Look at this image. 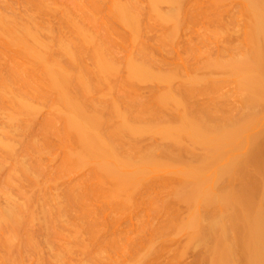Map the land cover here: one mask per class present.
Masks as SVG:
<instances>
[{
    "label": "rangeland",
    "instance_id": "obj_1",
    "mask_svg": "<svg viewBox=\"0 0 264 264\" xmlns=\"http://www.w3.org/2000/svg\"><path fill=\"white\" fill-rule=\"evenodd\" d=\"M15 1L17 0H7L8 3L13 4V10L20 15L18 21L25 22L29 19V24L36 21L35 26L40 29L36 28L39 30L38 32L41 31V35H52L51 37L47 35L49 39L58 36L57 33L60 37L70 36L68 28L70 26L66 27V25H69L68 23L73 20L91 28V33L106 37L104 40L109 39L111 44L108 45L107 41L106 43L98 36L107 44L108 56L115 61L116 69L108 77L103 78L100 73L96 72L95 63L89 46H87L81 52L78 66L74 72L75 70L82 71L86 75L91 90L80 98L84 101L88 111H93L96 108L101 111L104 120V134H109L119 122L117 116L109 115L113 103L117 104L120 110L130 117L131 123H141L137 120L140 118L143 123L145 122V125L150 127L142 132L120 133L115 138V143H118V151L120 153L128 152L132 162L140 161L153 154L155 158L164 161L166 166L156 169L150 179L142 181L136 188L131 189L132 196L126 201H122V196H113L110 201H106V196L110 195L107 191L112 190L113 184L109 179L99 176V168L95 162L83 165L72 164L67 161L66 155H64L66 149L71 145L62 144L59 137L51 131L52 138L50 135L47 136L48 138L46 137L47 139L51 138L49 139L51 144H48L47 139L43 136L44 132L43 134L41 132L43 127H40L42 119L51 115L47 112L52 113L49 109L55 101L50 100L51 102L46 103L52 104L49 107L46 103V106L43 104L44 107L34 118L32 126L30 125L32 133L35 130L40 131V134L34 133L38 136L33 135L32 137L35 140L38 137V143L44 141L43 144L45 145L47 142L46 146L48 145L44 149L41 147L43 149L41 151L33 152V157L31 156L32 150H29L30 145L27 146V144H31L29 142H32L30 137L32 133H30L31 130H28L30 127L26 126L25 129L23 127L24 131L28 128L26 131L28 134L25 133L28 136L24 135V132L21 135L22 131L20 130L5 131L11 136L14 132L13 136L17 141L15 143H18V140L21 142H19L21 145H15L17 147L13 152L16 151V148L20 149L23 146V148L27 146L29 149L27 147L26 150L24 149L25 151L23 148L20 149L21 151L18 149L19 151L11 154L12 156L16 154L18 158L21 157L22 161L18 158L14 159V156L11 158L6 156L7 158H3L2 161L0 158V202H2L0 205H5L3 198L9 195L5 193L6 189L10 190L11 194L13 190L12 196L19 200L28 201L27 197L30 195L31 197L32 195L39 196L38 198L48 196L47 199L50 205L52 204L51 207L54 208H51V211H58L55 215L57 217H53L61 237H54L57 242L54 241V246L52 245L49 250L52 252L49 254L51 264H210L209 247L212 245V241L201 243L198 240V234L190 228L183 227L182 224L193 211L198 212L203 223H206L211 217L209 216L211 209L200 204L193 206L177 197L176 189L180 185V177L173 170L176 165L200 164L203 159H206L205 148L185 136L184 132L178 141H173L152 127L172 126L181 130L179 124L182 113L203 118L208 123L214 124L215 120L208 118V113L215 115L216 119L221 122L228 117L238 120L242 114L249 110L239 83L241 73L230 72V68H213L207 64L209 61L217 59L230 60L232 63L249 50L251 43L248 42V32L253 21L247 10L249 2L246 0H225L224 3H221L218 0H213L211 3V0H191L188 9L191 12L192 7H196L195 21L192 22L190 19L185 20L184 18L185 21L182 20L178 34L174 37H167L170 35H167L166 25L158 23L152 13L148 14L149 0H136L140 4L139 6L136 3L141 10L142 26L140 34L133 40L134 42H131L129 28L118 24V22L115 29L108 27L112 25L109 20L112 18L104 13L106 12L104 9L110 0H101L102 2L100 1L99 4L92 3V0H42L41 10L24 2L20 10L18 9L19 4ZM0 2L4 3L3 0ZM161 7L162 10H165L168 8V4L163 3ZM43 9L46 10V13L41 12ZM99 38L96 39L101 42L98 40ZM168 38L169 40H167ZM170 38L172 39L170 40ZM56 40L58 39L56 38ZM53 45H55L54 42ZM140 46L146 49L147 55L150 54L148 56L151 57V68L159 74L166 75L167 79L156 77L137 79L129 76L127 62L131 57L136 56ZM54 47L56 48L57 45L52 47L53 50H55ZM8 56L0 55V78L12 67H18L15 60L9 56L10 60ZM27 58L26 61L30 60L29 64L26 62L27 68L24 63L21 67H25L28 73H32L31 70L38 72L40 69L37 71L36 63ZM32 63L35 64L32 65ZM0 81L2 82V79ZM15 92L17 93L18 90ZM11 93L8 94L11 95ZM50 93L52 96L53 93ZM168 93L174 94L178 98V102L165 104L160 102V98ZM6 99L8 98H5V101L3 99L4 103ZM6 104L8 103H5L4 106ZM9 108L11 109V107ZM3 109L0 107V118H2L0 126L1 124L4 126L5 119L3 120V118L6 117L7 121L10 120L6 116L8 111L5 112ZM251 116L254 123L246 130L242 142L243 158L246 160L245 171L237 169L233 173H229L216 185V189H220L225 184H228L234 191L246 188L253 193V196L249 197L259 203L264 210V189L254 183V180H257L264 184V98L253 108ZM57 118L59 119L55 126L60 128L62 120L60 117ZM7 121L4 123L10 125L11 123ZM10 121L13 122L12 119ZM6 125L4 128L2 127L5 130L10 127ZM26 137H29L31 141L22 146L26 143ZM72 146L71 149H74L75 145ZM27 150H29L30 156ZM1 151L2 149H0V156H2ZM22 152L24 153L22 154ZM31 157L38 160L39 169L35 172L29 171L28 174H19L22 172L15 169L17 164H21L23 159H26L27 162ZM4 159L6 160L3 161ZM17 159L20 162L13 164ZM11 164L15 167H12ZM11 168L18 173L15 174V172L13 176ZM71 189L72 192L73 190L75 193L78 192L77 194L73 192L75 195L80 196L77 202L69 203L66 200L65 194ZM39 200V204H45L42 197ZM63 206H65V210L60 214L59 209ZM55 212L52 213L55 214ZM37 213L41 215L39 210ZM37 213H34L35 216ZM36 221H34L36 226H39V222L43 223L41 218ZM65 225L68 228L64 227ZM76 228L79 232L75 231ZM231 233H233L232 230ZM74 236L79 237L82 242L74 244L73 242L78 239ZM67 238L70 242L66 241ZM57 245H61L60 250L65 252L60 254L61 256L59 253H57L59 256L56 254L59 251ZM40 250V252L37 251L39 256L36 254V258L39 259L37 258L36 261L41 260L42 255H45L44 252L42 254L41 247Z\"/></svg>",
    "mask_w": 264,
    "mask_h": 264
},
{
    "label": "bare ground",
    "instance_id": "obj_2",
    "mask_svg": "<svg viewBox=\"0 0 264 264\" xmlns=\"http://www.w3.org/2000/svg\"><path fill=\"white\" fill-rule=\"evenodd\" d=\"M3 1L5 4L0 2V55H9L15 60L18 67H12L8 73L6 72L7 75L5 73L0 78V80L2 79V82L0 81V99L5 96L3 98L4 101L5 98H10L9 100L6 99L5 103H11L4 106L5 103L2 99L0 107L4 108L5 112L8 111L6 116L10 120H13L11 122L8 119L11 124L9 125L8 123L7 125L11 129H9L10 127H6L7 129L5 130L3 128L6 125L5 121L7 119L4 116L3 120L5 119V123L2 121L4 126L2 124L0 126L1 128L3 127L0 130H4L3 132L0 131V149H2L1 152L4 154L1 153V161L3 158H7L6 156H10L9 158H11V154L16 153V151L24 147L23 145L31 141L29 137H26V143L24 141V144H22L23 147L18 148L19 150L16 148V151L13 152L15 147H17L15 145L19 144L20 141L18 140V143H15L17 141L12 131L20 130L22 131L21 135L24 132V135L28 136V132L26 131L30 127L28 130H31L29 132L32 133V122L40 110H42L41 108L46 106V102L50 100L53 102L55 100L53 104L51 103L53 106H50L51 108L49 109L54 113L47 112L52 116L47 117L45 115L47 118L42 119V126L40 125V127H43V131H41L42 134L44 132L43 136L46 138L48 135H52L51 131L59 137L62 144L71 145L63 153L66 155L67 161H70L72 164L83 165L95 162L99 168V176L109 179L113 184L112 190H108L111 193L107 191L110 195L106 196V201H110L113 196H122V201H126L132 196L131 189L136 188L142 181L150 179L152 173L156 169L166 166V163L155 158L153 154L148 155L140 161L132 162L128 152L120 153L118 151V143H115V138L120 133H137L150 127L147 124L145 125V122L143 123L140 118L137 120L141 123H131L130 117L125 112H122L117 104L113 103L109 115L117 116L119 122H117L118 125L109 134H104V120L101 116V111L98 108L88 111L84 101L80 98L91 90L86 75L82 71L75 70L74 72V69L78 66L80 54L87 46H89L93 62L95 63L96 72L100 73L103 78L108 77L116 69L115 61L108 56L109 49L107 48V44H111L108 41L109 39L104 40L106 37L102 36V38L99 36L100 34L98 35L105 42H108L105 44L97 35L93 34V32L91 33V28L75 20L66 25V27L70 26L68 28L71 34L70 36L67 34L69 37H65L66 35L64 36L62 34L64 32H62L60 35L64 37H60L57 33L58 36H53L49 39L47 37L48 34L41 35V31L38 32L40 29L35 26L36 21L33 24H29V19L25 22H19L20 15L13 10V4L8 3L7 0ZM100 1L92 0L91 2L99 4ZM190 1L149 0V11L148 8L147 11L148 14L152 13L156 17L158 23L166 25L168 29V32L166 31L167 35H170L167 37H174L180 30L182 20L190 19L194 22L197 17L196 7H192L191 12L188 9ZM218 1L224 3L225 0ZM246 1L249 2L247 10L253 20L248 32V42L251 43L249 50L241 58H236L232 63H230V60L217 59L209 61L207 64L213 68H230V72L241 73L239 83L249 110L245 114H242L238 120L228 117L221 122L216 119L215 115L208 113L207 117L214 119V124L208 123L203 118H196L187 113H182L179 124L181 130L172 126H167L166 128L152 127L173 141H178L184 132L185 136L205 148L204 156L206 159H203L200 164L176 165L173 167V170L180 177V185L176 189L177 197L193 206L200 204L205 208L211 209L209 214L211 217H209L206 223H203L198 212L193 211L182 224L183 227L190 228L196 232L198 240L201 243H206L209 240L212 241V245L209 247L210 264H264V210L259 203L254 201L252 197H249L253 196V193L246 188L234 191L228 184H225L220 189H216V185L229 173H233L237 169L245 171L246 160L243 158L244 147L242 142L246 130L254 123V119L251 116L253 108L264 98V0ZM23 2L40 10L43 6L42 0H17L15 3L19 4L18 9L21 10V5H24ZM210 2L213 3V0ZM136 3L140 6L136 0H110L104 9L106 10L104 13L112 18H108L112 24L108 27L113 29L118 22V24L129 28L131 30L129 36V39H132L131 42H134L133 40L140 34L142 26L141 10ZM163 3L168 4V8L165 10L161 9ZM22 11L26 12L25 10ZM41 12L46 13V10L43 9ZM19 13L23 15L21 12ZM154 16L152 17L154 18ZM167 22L169 23L167 24ZM96 38H99L98 40L101 42H98ZM49 40L52 43L54 42L55 45L53 46L57 45L56 48L54 47L55 50H53L52 43ZM64 55L67 57H64ZM148 55L143 46L137 49L136 56L134 55L127 62L129 76L137 79L149 77L167 79L166 75L159 74L151 68V57ZM9 56L8 58H10ZM18 58L22 61L17 60ZM26 58L33 60L36 64L32 63V65L35 64L37 71L40 70L38 72L31 70L32 73H28L26 71L28 66H26V62L29 64L30 60L26 61ZM23 63L26 68L21 67ZM38 66L39 68H37ZM29 87L32 89L29 90ZM16 90H18L17 93L15 92ZM49 91L53 93L52 96ZM8 93L13 95L11 96ZM1 102L4 103L3 107V103ZM160 102L163 104L168 102L177 103L178 98L174 94L168 93L160 98ZM14 106L16 107L14 108ZM19 116H23L24 118H20ZM57 117H60V120H62L60 128H57V125L55 126L58 122L57 119H59ZM26 126L28 128L24 131L23 127L25 129ZM8 130H12V136L6 133ZM35 132L40 134L39 130H35ZM35 132L30 135L32 142L29 143L31 144H27V146L30 145V149L26 146L29 150H32L31 156L33 152L41 151L48 146H46L47 142L44 145V141L38 143V137L37 140L32 137ZM36 135L38 136V134L34 136L36 137ZM45 138L44 140L48 137ZM49 139L46 140L48 144L50 143ZM72 145H75L74 149H71ZM26 147L23 148V151L27 149ZM29 150H27L28 154L30 153ZM13 156L14 159L18 158L16 154ZM31 158H28V161ZM14 159L12 160L14 161ZM18 159L20 160L21 157ZM18 159L15 162L11 161L13 164H16L20 162ZM33 159L32 162L30 161L31 163L23 159V162L17 164L16 167L13 164L11 165L19 170V172H22L19 174H28L29 171L35 172L39 169L38 160ZM18 165L20 166L18 167ZM11 169L13 171V168ZM15 172L13 171L11 174L14 176V173H18L16 170ZM254 183L264 189L263 182L254 180ZM6 191L5 193L9 195L4 194L7 196L3 198L5 205H0V264H35V262L37 264H51L49 254L52 252H49V250H51L52 245L54 246V237H60L57 225L54 223L57 217L55 215H57L58 211H56L57 213L55 210L51 211V208H54L51 207L52 204L50 205L47 199L48 196H45L46 198L41 196L45 204H39L41 197L38 198L39 196H36L34 193L32 194L35 196L32 195L31 197L29 194L30 197H28L30 199L27 197L28 201H26L12 196L13 190L12 194L8 189ZM73 192L71 189L65 194L67 197L65 198L69 203L77 202L80 199L79 195H75L78 192H74L75 194ZM64 207H61V210L59 209L60 214L65 210ZM37 210L40 211L41 215H38ZM52 212H55V214ZM34 213H37L36 216ZM38 218H41L43 223L40 224L39 222V226H36ZM34 221L36 222L34 223ZM64 227L67 226L65 225ZM231 230L233 233H231ZM75 231L79 232L77 228ZM74 237L78 238L73 242L74 244L82 242L79 237ZM66 241H69L68 238ZM40 247L43 250L42 254L44 252L45 255L41 254L43 259L41 258L38 262L36 261L38 258H36V254L37 251H41ZM57 247L59 251L56 254L62 255L65 253H63L62 249L60 250L61 245H57ZM64 247L68 249V247ZM65 248L64 251H66ZM59 255L57 254V256Z\"/></svg>",
    "mask_w": 264,
    "mask_h": 264
}]
</instances>
